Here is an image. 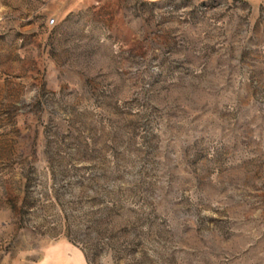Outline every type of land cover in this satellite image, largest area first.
I'll return each instance as SVG.
<instances>
[{
    "label": "rangeland",
    "instance_id": "1",
    "mask_svg": "<svg viewBox=\"0 0 264 264\" xmlns=\"http://www.w3.org/2000/svg\"><path fill=\"white\" fill-rule=\"evenodd\" d=\"M0 264H264V0H0Z\"/></svg>",
    "mask_w": 264,
    "mask_h": 264
},
{
    "label": "built area",
    "instance_id": "2",
    "mask_svg": "<svg viewBox=\"0 0 264 264\" xmlns=\"http://www.w3.org/2000/svg\"><path fill=\"white\" fill-rule=\"evenodd\" d=\"M49 22L52 24V23L54 22V18L51 17V18L49 19Z\"/></svg>",
    "mask_w": 264,
    "mask_h": 264
}]
</instances>
